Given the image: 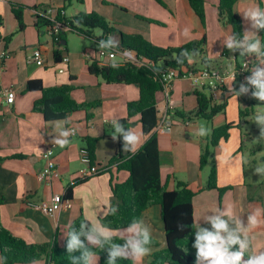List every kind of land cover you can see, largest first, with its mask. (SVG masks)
<instances>
[{"label":"crops","instance_id":"crops-1","mask_svg":"<svg viewBox=\"0 0 264 264\" xmlns=\"http://www.w3.org/2000/svg\"><path fill=\"white\" fill-rule=\"evenodd\" d=\"M162 1L165 6L156 0H112L114 6L125 10L124 17L112 12L106 0H85L83 4L78 1L68 4L66 0H0V29L5 40L1 47L6 48L12 55L0 75V90L13 88L16 94L12 104L7 103L5 97L0 95V159H3L0 161V199L3 200L0 224L16 237L33 245L56 241L63 246L69 226L81 216L89 222L98 220L101 223L103 209L109 202L112 205L114 203L112 177L117 183L128 179V173L110 167L109 172L92 177L73 188L70 208L46 216L37 207L39 203L49 201L55 194L66 193L80 179V171L87 168L81 161V151L86 147L87 138L100 140L96 147V164L100 168H108L110 160L117 153L118 141L112 139L113 127L110 121L126 119L128 103L137 101L140 97L136 86L108 84L101 77L90 73L91 62L86 60L85 55L93 56L98 49V46L90 42L92 40H86L74 33L82 44L72 46L67 40V46L62 50L63 55L69 57L70 63L65 65L55 61L52 38L46 31L40 32L35 26L37 11L54 6L64 11L67 18L76 17L80 13L104 14L112 21L118 20L116 23L124 26L126 35H141L161 48H175L206 39L207 45L203 54L194 58L190 70L208 67L227 76L226 85L217 103L226 101L227 109L211 121L189 118V114L198 110L197 93L208 95L209 91L195 87L188 78L178 79L174 83L173 129L165 134L154 131L159 142L161 179L163 184H167L169 191L175 190L177 182L180 181L196 193L193 202L194 219H199L198 222L204 227L210 225L203 217L211 215L217 209H226L229 205L234 206V214L241 216L245 224L248 214L257 209L261 210L260 223L252 229L250 236L253 249L256 252L264 251V176L254 171L256 167L264 166V139H259V127L254 123L255 114L264 111V102L251 97V87L247 95L237 98L230 91L231 87L238 91L240 84L245 82L240 77L231 81L230 77L236 69L247 58H251L253 65L247 73L250 76L252 69L258 65L255 62L257 56L253 54L241 57L239 52L232 53L223 45V40L232 35V28L226 21L220 20L219 0H205V25L188 0ZM12 4L27 8L24 14V31H19ZM250 7L260 8V0H238L235 7L242 19L244 31L250 29V24L245 21L243 12ZM8 38H11L10 43L6 42ZM120 44L121 38L119 46ZM211 48L215 51L209 55ZM36 49L43 54L44 67L30 61ZM61 69L65 72L61 73ZM35 80L41 81L46 88L71 84L74 86L72 98L76 102H101V105L89 113L73 114L66 121L46 123L42 115L34 111L35 103L41 99V93L27 91L28 82ZM162 101L163 95L159 94L158 107L163 105ZM248 108L252 109L251 115L242 119L241 112ZM88 115H91V119H88ZM132 124V129L142 133L140 150L148 139L143 134L140 116L133 118ZM227 124L233 125L229 138L211 149L210 161L202 169L201 156L210 146L213 130ZM57 125L76 130V135L69 137L70 143L66 147L61 148L52 143L58 134ZM200 126L209 128L210 135H194L193 131ZM51 146L54 147L61 178L49 186L41 183L38 176L45 166L42 154ZM17 156L22 158L15 159ZM213 167L217 170L218 188L227 189L223 193L206 188ZM142 220L151 228L153 240L159 243V247H152L151 254L140 262L150 264V256L167 247L165 226L158 207L147 211ZM247 255L248 253L245 254V259ZM100 263L99 257L98 264ZM35 264L47 263L42 260Z\"/></svg>","mask_w":264,"mask_h":264},{"label":"trees","instance_id":"trees-1","mask_svg":"<svg viewBox=\"0 0 264 264\" xmlns=\"http://www.w3.org/2000/svg\"><path fill=\"white\" fill-rule=\"evenodd\" d=\"M78 1L83 4L84 0H66L68 4ZM162 6H165L162 0H156ZM191 8L200 19L203 25L206 21L205 0H188ZM238 0H219V17L220 20L226 21L232 28V34L242 37L244 33L243 22L239 14L236 12V4ZM12 12L18 21L19 31H24L26 25L24 23V14L26 7L19 4H12ZM260 8L264 10V1L260 0ZM62 23L63 28L68 31L61 32L55 40L54 58L57 63L63 59V49L66 48L67 34L75 33L84 37L86 40L98 46V42L107 39L109 35L118 33L110 27V24L104 17L96 12L80 13L76 17L67 18L60 17L58 20ZM79 21V24L75 23ZM152 23V22H151ZM36 28L40 32H45L50 23L36 16ZM101 30L103 35L100 38L94 36L95 30ZM258 36L264 42V30L258 31ZM119 51H132L138 58L145 59L151 63L149 67H139L135 64H125L113 68L109 66H99L97 62L90 65L91 74L101 77L108 84H126L136 86L140 91V97L137 101L129 102L127 105V118L120 120L125 128H132V119L140 116V123L145 137L146 143L135 154H126L121 150L122 139L117 141V153L110 160L108 168H104L101 174L109 172L110 167H116L117 171H125L128 173V179L123 183L111 181V191L114 199L113 206H118L119 211L116 215L104 216L101 224L111 229L126 228L134 219H142L143 215L153 207L159 208L160 218L165 226L167 247L150 256V264H195V252L192 247L194 242V229L192 227L194 220V198L196 193L192 191L184 182L178 181L176 189L168 190L167 184H163L161 179L160 149L157 134L154 132L157 126L158 113L157 99L163 90L161 73L167 68L179 71L181 74L184 70L191 69L192 65L184 60V63H177L176 57L183 50L192 52L198 51L199 55L204 52L207 45L206 39L194 41L186 45L175 48H161L153 45L144 39L141 35H122ZM11 38L6 40L10 43ZM196 56V57H198ZM195 57V58H196ZM255 62L260 63V58L255 57ZM206 64L207 62L204 61ZM239 77H237L238 79ZM28 92H40L41 99L35 103L34 111L41 114L46 123L66 121L69 116L90 111L100 107L101 102L94 103H78L72 98L74 86L71 84L46 88L39 80L29 81L27 84ZM198 110L194 114L187 117L203 119L211 121L216 116L224 113L227 109V102L213 104L211 94L197 93ZM252 109L248 108L241 112V118L249 117ZM194 116V117H193ZM184 118L183 114H180ZM91 119V115H88ZM233 128L232 124H227L213 130L210 146H208L201 156L200 165L203 169L211 158V149L218 146L222 140L229 138V131ZM100 140L96 138H87L85 140V149L89 153L92 163L96 164V147ZM22 158V156L14 157ZM3 161V159H0ZM98 166V165H97ZM99 174V175H101ZM97 175V176H99ZM95 177V176H94ZM90 178L79 179L70 186L66 192V198L71 200L73 188L79 184L85 183ZM206 188L208 190H219L223 193L226 190L218 188L217 170L212 168ZM3 200L0 199V207ZM86 220L80 217L71 226L79 228L82 221ZM183 225V230L178 228ZM67 239V238H66ZM116 243H123L118 238L114 240ZM152 247H159V243L153 240ZM101 259L100 264H106L107 251L94 249ZM72 255L79 256L76 252ZM0 256L6 257L3 264H33L45 260L47 264H71L69 254L66 251V240L63 246L56 241L42 245H33L16 237L10 231L0 224ZM147 260V259H146ZM117 264H134L130 259H121Z\"/></svg>","mask_w":264,"mask_h":264},{"label":"clouds","instance_id":"clouds-1","mask_svg":"<svg viewBox=\"0 0 264 264\" xmlns=\"http://www.w3.org/2000/svg\"><path fill=\"white\" fill-rule=\"evenodd\" d=\"M245 21L250 24V29L245 30L242 37L232 34L223 40V45L232 53L239 52L241 57L255 55L260 58V63L255 66L251 75L246 77L244 83L240 84L239 90L230 88L237 97L247 95L251 91V97L264 102V42L257 35L259 30H264V10L259 7H250L243 12ZM79 24V21H75ZM119 41L109 35L107 39L98 42L100 49H115ZM198 51L183 50L176 57L177 63H184L186 59L189 64L194 63ZM111 67L116 68L118 64L113 63ZM235 80V73L230 77ZM164 111V106L158 107V113ZM113 127L112 139H122L121 150L127 154H135L142 144V133L125 126L117 119L110 121ZM254 123L259 127V139H264V111L255 114ZM58 134L52 143L63 148L69 143V137L76 134L75 129L63 128L57 125ZM162 134L170 133L171 128H161ZM211 130L200 126L193 131L194 135L207 136ZM255 173L264 176V166L254 169ZM118 206L110 202L103 209V215H116ZM210 227L201 226L199 219L193 220L194 242L192 247L195 252V264H264V251L256 252L252 247L250 233L260 223L261 210L248 214L245 224L241 216L234 214V206L229 205L226 209H217L211 215L203 217ZM183 225H178L183 230ZM66 251L69 254L71 264H98L99 256L94 249L107 251L106 264H117L118 260L130 259L135 264H140L142 259L151 254L153 243L151 228L142 219L134 218L126 228L111 229L98 220L89 222L84 220L79 228L69 226L66 233ZM123 243L114 242L115 239ZM79 252V256L72 255ZM248 253L247 259L245 254ZM6 257L0 256V264ZM35 264V262H33Z\"/></svg>","mask_w":264,"mask_h":264},{"label":"built area","instance_id":"built-area-1","mask_svg":"<svg viewBox=\"0 0 264 264\" xmlns=\"http://www.w3.org/2000/svg\"><path fill=\"white\" fill-rule=\"evenodd\" d=\"M37 16L47 20L50 23V26L46 29V32L50 35L52 40L63 31L67 32L68 28H63L62 23L58 20L60 17L65 16L64 11L58 7H49L45 10H38ZM5 43V40L2 38L1 29H0V75L4 72L6 62L11 58V53L6 49L2 48ZM118 55H121L122 62L120 65L125 64H135L139 67H149L151 63L145 61V59L138 58L132 51L117 49H100L98 48L95 51V55L86 54L85 58L87 61L93 63L97 62L99 66H109L113 63H116ZM30 61L36 64L39 67H44L45 62L43 54L39 49L34 50ZM62 64L68 65L70 63L69 57L65 54L61 61ZM117 64V63H116ZM253 65V60L247 58L241 67L236 69L235 77H240L243 80H246L248 77V70ZM61 73L65 72L64 69L60 70ZM181 78H188L192 81L195 87H201L207 89L211 94V99L213 104H217L220 101V96L223 92V89L226 85L227 76L223 75L219 71L205 67L201 70H188L187 73L181 74L179 71L167 68L161 73V80L163 83V90L161 94L163 95V106L164 111L160 113L158 118L157 126L155 128L156 133L161 132V128H171L173 129L172 116L175 113V104L172 100V92L174 83ZM0 95L5 97L6 102L9 104L14 103L16 94L13 88H3L0 90ZM158 106V105H157ZM76 135V134H75ZM42 159L45 162V166L38 176V180L49 186L53 185L55 181H59L61 178V173L57 166L55 160L54 147H48L42 154ZM81 161L87 166L86 169H83L79 173L80 179L92 178L102 173L104 168H100L97 165L91 166L92 159L86 149L81 151ZM40 211L46 215L51 216L62 212L71 207V200L66 198V193L55 194L49 201L41 202L37 206Z\"/></svg>","mask_w":264,"mask_h":264},{"label":"rangeland","instance_id":"rangeland-1","mask_svg":"<svg viewBox=\"0 0 264 264\" xmlns=\"http://www.w3.org/2000/svg\"><path fill=\"white\" fill-rule=\"evenodd\" d=\"M85 1V0H84ZM111 1L112 0H106V3L108 4V5H110V6H108V8L109 9H111V11L112 12H115V14L116 13H118L119 15H121V16H126L125 15V10L123 9V8H119L118 6H114L115 4H113V3H111ZM119 1H121V0H119ZM123 1V0H122ZM119 8V9H118ZM108 9V10H109ZM99 14V13H98ZM99 15H101L102 17H104L105 19H106V21L110 24V27H112L113 29H115L118 33H116V34H113L112 36H114L118 41L120 40V38L122 39V37H121V34L122 35H124L125 34V31H124V26H121V25H119V24H117L116 22L118 21V20H116V21H112V20H110L111 18H109V17H107V16H105L104 14H99ZM127 18H129V17H127ZM225 23V22H224ZM226 28H230V27H226ZM227 30H230V29H227ZM94 36H97V37H101L102 35H103V32L101 31V30H95L94 31ZM126 35V34H125ZM66 39L68 40V41H70V43L72 44V46H74L75 44L77 45V46H79L80 44H82V41L78 38V36H76L74 33H68L67 34V37H66ZM90 42H92V41H90ZM88 43H89V41H88ZM210 52H209V55H212V53H213V51H215V49L213 50V48H211L210 50H209ZM212 52V53H211ZM115 62H117V63H121L122 62V57H117V59L115 60ZM187 71L188 70H184L183 71V74H185V73H187Z\"/></svg>","mask_w":264,"mask_h":264},{"label":"water","instance_id":"water-1","mask_svg":"<svg viewBox=\"0 0 264 264\" xmlns=\"http://www.w3.org/2000/svg\"><path fill=\"white\" fill-rule=\"evenodd\" d=\"M64 44H66V43H64Z\"/></svg>","mask_w":264,"mask_h":264}]
</instances>
